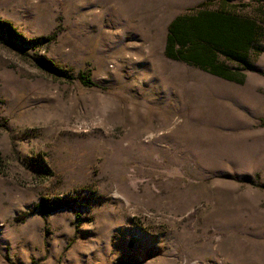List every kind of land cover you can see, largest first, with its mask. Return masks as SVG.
I'll return each instance as SVG.
<instances>
[{
  "label": "rangeland",
  "instance_id": "obj_1",
  "mask_svg": "<svg viewBox=\"0 0 264 264\" xmlns=\"http://www.w3.org/2000/svg\"><path fill=\"white\" fill-rule=\"evenodd\" d=\"M220 2L0 0V264H264V0L234 80L168 40Z\"/></svg>",
  "mask_w": 264,
  "mask_h": 264
},
{
  "label": "trees",
  "instance_id": "obj_2",
  "mask_svg": "<svg viewBox=\"0 0 264 264\" xmlns=\"http://www.w3.org/2000/svg\"><path fill=\"white\" fill-rule=\"evenodd\" d=\"M237 0H221L218 9H206L195 16L189 17L184 23L174 20L169 29L168 40L170 44H180L181 48L192 43L194 50L190 54H175L190 63H195L202 67H209L214 74L234 80L235 78L222 70L215 63L218 54L244 60V54L254 43L256 37V24L248 17H243L238 13ZM45 39H51L48 36ZM173 54L175 58H177ZM51 68L60 75L72 77L66 69L57 66L49 60L47 62ZM79 78L86 86H94L96 83L91 77V70H82L78 74ZM63 199L53 201V204L42 206L44 213L54 211L62 204ZM49 202V201H48ZM61 202V204H60ZM57 204V205H55ZM66 205V204H65Z\"/></svg>",
  "mask_w": 264,
  "mask_h": 264
}]
</instances>
